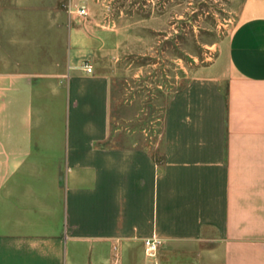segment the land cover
Here are the masks:
<instances>
[{
  "label": "crops",
  "instance_id": "obj_1",
  "mask_svg": "<svg viewBox=\"0 0 264 264\" xmlns=\"http://www.w3.org/2000/svg\"><path fill=\"white\" fill-rule=\"evenodd\" d=\"M69 18L61 58L0 71V264H264V0L171 93L159 151L109 138L92 60L120 28Z\"/></svg>",
  "mask_w": 264,
  "mask_h": 264
},
{
  "label": "rangeland",
  "instance_id": "obj_2",
  "mask_svg": "<svg viewBox=\"0 0 264 264\" xmlns=\"http://www.w3.org/2000/svg\"><path fill=\"white\" fill-rule=\"evenodd\" d=\"M244 1L0 0V71L17 69V53L40 65L48 56L61 58L69 17H79L71 12L89 9L98 23H115L123 33L116 56L98 54L92 60L110 76L109 138L159 151L169 96L216 57L218 45L239 23ZM134 36L145 47L125 50Z\"/></svg>",
  "mask_w": 264,
  "mask_h": 264
},
{
  "label": "built area",
  "instance_id": "obj_3",
  "mask_svg": "<svg viewBox=\"0 0 264 264\" xmlns=\"http://www.w3.org/2000/svg\"><path fill=\"white\" fill-rule=\"evenodd\" d=\"M78 16H85L86 15V9L84 7L77 8L74 12H71ZM85 71L87 73L92 72V68L85 65ZM144 253L148 258H155L156 254L161 246V241L155 237L145 239L144 242Z\"/></svg>",
  "mask_w": 264,
  "mask_h": 264
}]
</instances>
